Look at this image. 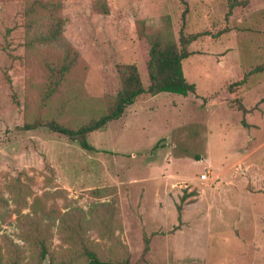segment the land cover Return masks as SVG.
I'll list each match as a JSON object with an SVG mask.
<instances>
[{"label": "rangeland", "instance_id": "obj_1", "mask_svg": "<svg viewBox=\"0 0 264 264\" xmlns=\"http://www.w3.org/2000/svg\"><path fill=\"white\" fill-rule=\"evenodd\" d=\"M236 1L0 0V264H264V0ZM157 35L198 36L195 96L141 95L93 151L47 128L106 114L120 65L146 87Z\"/></svg>", "mask_w": 264, "mask_h": 264}, {"label": "trees", "instance_id": "obj_2", "mask_svg": "<svg viewBox=\"0 0 264 264\" xmlns=\"http://www.w3.org/2000/svg\"><path fill=\"white\" fill-rule=\"evenodd\" d=\"M227 1H229V9L237 6L236 0ZM102 13L106 14V10ZM58 31L59 25L52 34L56 35ZM197 37V35H191L188 38L180 36L178 48L171 36L167 39L162 38L161 35L155 36L151 39L146 53V87L142 86L134 65H120L117 67L120 89L106 114L76 130L66 129L54 123H49L47 128L68 138H74L81 149L93 151V148L86 142L85 136L100 130L106 123L119 119L125 108L132 105L134 100L141 95L155 96L160 93H169L182 97L195 96L194 85L188 83L183 77L181 62L189 56V53L184 49L185 45ZM240 110L245 112L242 107ZM85 255L88 259L86 264H114L97 260L91 252H85Z\"/></svg>", "mask_w": 264, "mask_h": 264}, {"label": "built area", "instance_id": "obj_3", "mask_svg": "<svg viewBox=\"0 0 264 264\" xmlns=\"http://www.w3.org/2000/svg\"><path fill=\"white\" fill-rule=\"evenodd\" d=\"M205 177H206V176H205L204 174H202V175L199 176V180H204Z\"/></svg>", "mask_w": 264, "mask_h": 264}]
</instances>
